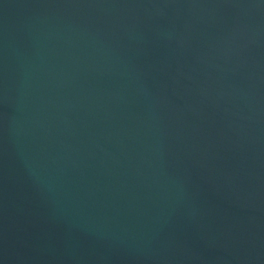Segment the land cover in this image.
Masks as SVG:
<instances>
[{
  "label": "water",
  "instance_id": "obj_1",
  "mask_svg": "<svg viewBox=\"0 0 264 264\" xmlns=\"http://www.w3.org/2000/svg\"><path fill=\"white\" fill-rule=\"evenodd\" d=\"M0 264H264V0H0Z\"/></svg>",
  "mask_w": 264,
  "mask_h": 264
}]
</instances>
